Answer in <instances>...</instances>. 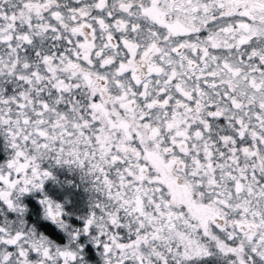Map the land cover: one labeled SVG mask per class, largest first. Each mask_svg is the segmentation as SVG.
I'll use <instances>...</instances> for the list:
<instances>
[{
	"label": "snow or ice",
	"instance_id": "1",
	"mask_svg": "<svg viewBox=\"0 0 264 264\" xmlns=\"http://www.w3.org/2000/svg\"><path fill=\"white\" fill-rule=\"evenodd\" d=\"M0 264H264V0H0Z\"/></svg>",
	"mask_w": 264,
	"mask_h": 264
}]
</instances>
